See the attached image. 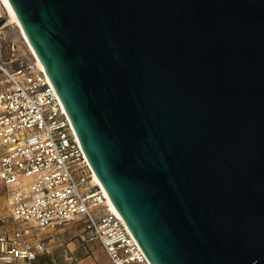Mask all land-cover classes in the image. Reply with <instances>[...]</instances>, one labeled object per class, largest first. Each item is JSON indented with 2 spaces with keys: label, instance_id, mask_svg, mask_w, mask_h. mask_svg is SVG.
Instances as JSON below:
<instances>
[{
  "label": "water",
  "instance_id": "95a60500",
  "mask_svg": "<svg viewBox=\"0 0 264 264\" xmlns=\"http://www.w3.org/2000/svg\"><path fill=\"white\" fill-rule=\"evenodd\" d=\"M7 1L148 262L264 264V0Z\"/></svg>",
  "mask_w": 264,
  "mask_h": 264
},
{
  "label": "built area",
  "instance_id": "2783aa9c",
  "mask_svg": "<svg viewBox=\"0 0 264 264\" xmlns=\"http://www.w3.org/2000/svg\"><path fill=\"white\" fill-rule=\"evenodd\" d=\"M6 65L0 61V264H34L57 238L46 233L71 221L81 222L79 239L96 240L109 264H150L95 184L44 70L34 59Z\"/></svg>",
  "mask_w": 264,
  "mask_h": 264
},
{
  "label": "rangeland",
  "instance_id": "374dc122",
  "mask_svg": "<svg viewBox=\"0 0 264 264\" xmlns=\"http://www.w3.org/2000/svg\"><path fill=\"white\" fill-rule=\"evenodd\" d=\"M8 46H13V55H10V51L8 50ZM10 63H8L9 60ZM19 60L23 64H29L33 61V57L31 56L27 46L25 45L23 39L21 38L17 28L13 24H9L5 26L3 29H0V61L6 62L7 67L14 69L19 64ZM5 192L2 184L0 183V210L4 211L5 209V200H4ZM3 200V201H2ZM2 211V212H3ZM1 212V213H2ZM81 222L79 221H71L64 224L60 231H57V238H55L54 242L51 243V247L53 248L51 255L47 257H43L39 260L37 264H66L70 262L69 250L74 253L75 251L79 252V249L85 247L87 249V253L91 255L92 261L96 264H101L104 258H106V254L100 244L96 240L83 242L79 239V233L81 232ZM75 244V248L73 249L71 243ZM66 243H70L69 246ZM87 245V246H86ZM71 246V249H70ZM88 247H91L90 249ZM94 251V254L92 251ZM67 252L68 254H66ZM86 255L85 253H82ZM81 253L73 256L71 261H74V258H79ZM72 257V256H71ZM109 264V262H108Z\"/></svg>",
  "mask_w": 264,
  "mask_h": 264
},
{
  "label": "bare ground",
  "instance_id": "6f19581e",
  "mask_svg": "<svg viewBox=\"0 0 264 264\" xmlns=\"http://www.w3.org/2000/svg\"><path fill=\"white\" fill-rule=\"evenodd\" d=\"M2 11H3V14H1ZM0 18L4 19V22L1 24L0 29H3L5 26H7L9 24H13L17 28L21 38L23 39L24 43L26 44V46H27L31 56L35 60L36 64L43 70L41 63L39 62V60L35 56L32 48L30 47V45L26 39V36L24 35V33H23V31H22V29H21V27H20V25H19V23L15 17V14H14V12H13V10H12V8H11V6L7 0H0ZM92 176H93V180H94L95 184L97 186H99L103 190V192L105 193V195L107 197V203L109 205L110 210L117 217L121 218V216L118 214V212L116 211V209L112 205V203H111L110 199L108 198L105 190L103 189L102 185L100 184V182L98 181L97 177L95 176V174L93 172H92Z\"/></svg>",
  "mask_w": 264,
  "mask_h": 264
},
{
  "label": "crops",
  "instance_id": "0c3cea01",
  "mask_svg": "<svg viewBox=\"0 0 264 264\" xmlns=\"http://www.w3.org/2000/svg\"><path fill=\"white\" fill-rule=\"evenodd\" d=\"M1 183V182H0ZM3 201V200H2ZM2 211H3V209H2ZM1 210H0V213L2 212ZM57 231H60V229H58V230H49L48 231V233H46V234H57ZM55 240V239H54ZM54 242V241H53ZM53 242H51V243H53ZM51 243H50V252L49 253H46L45 255H42V256H40V257H38L37 258V260L34 262V264H37L38 262H39V260L40 259H42L43 257H47L48 255H51V253H52V247H51ZM69 244L70 243H66V245L67 246H69ZM71 245H72V247H73V249L76 247L75 246V244L72 242L71 243ZM87 246V245H86ZM89 249L91 248V247H88ZM70 249H71V246H70ZM92 251V253L94 254V251L93 250H91ZM66 254H68L67 252H65ZM69 258H70V262H68V263H66V264H96V263H94L93 261H92V257H91V255H89V254H86L87 253V249L85 248V247H82L81 249H79V252L78 251H75L74 253H72L70 250H69ZM78 253H85L86 255H84V254H82L78 259L77 258H74V261H71L72 260V258H73V256H75V255H78ZM72 256V257H71ZM101 264H108V259H107V257L106 258H104L103 259V261L101 262Z\"/></svg>",
  "mask_w": 264,
  "mask_h": 264
}]
</instances>
